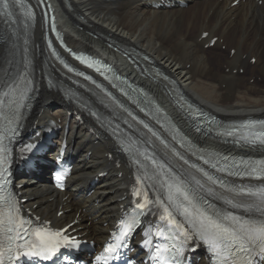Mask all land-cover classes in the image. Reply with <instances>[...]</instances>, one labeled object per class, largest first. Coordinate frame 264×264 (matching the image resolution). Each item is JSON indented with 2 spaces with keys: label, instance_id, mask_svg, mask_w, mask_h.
I'll list each match as a JSON object with an SVG mask.
<instances>
[{
  "label": "bare ground",
  "instance_id": "1",
  "mask_svg": "<svg viewBox=\"0 0 264 264\" xmlns=\"http://www.w3.org/2000/svg\"><path fill=\"white\" fill-rule=\"evenodd\" d=\"M52 1L57 13L68 21L65 31L71 45L112 61L122 74L147 89L167 117L196 145L230 155L245 149L198 136L179 105L181 98H187L230 123L264 120V0L261 6L256 0H245L237 7H230L231 0H200L184 9L155 11L149 7L155 0ZM35 32L39 98L31 120L33 125L37 121L68 124L76 163L66 192L53 190L45 174L39 177L38 185L28 183L20 191L29 199L27 207L37 206L35 213L49 220L55 219L67 197V214L57 220L58 224L65 226L80 213L81 220L91 222L84 227L87 235L100 245L128 202L131 172L125 165L117 168L110 160V154L117 155L113 151L116 141L109 138L106 125L88 118L84 123L78 121L74 101L50 87L47 69L52 68L63 81L66 77L49 62L45 31L39 26ZM204 32L210 37L201 43ZM217 37V45L205 49L210 39ZM2 49L0 46V58ZM233 49L236 52L231 55ZM252 58H257L255 65ZM163 74L171 79L172 86ZM256 78L261 82L251 83ZM89 151L93 152L90 157ZM101 172H108V176L93 187L92 181ZM23 180L24 176L21 183Z\"/></svg>",
  "mask_w": 264,
  "mask_h": 264
},
{
  "label": "snow or ice",
  "instance_id": "2",
  "mask_svg": "<svg viewBox=\"0 0 264 264\" xmlns=\"http://www.w3.org/2000/svg\"><path fill=\"white\" fill-rule=\"evenodd\" d=\"M7 95V94H5ZM147 127V125H145ZM10 150L3 145L0 138V176L4 175V165L7 163V153ZM182 158V157H181ZM155 163V161H153ZM256 164H264V161H257ZM163 168V165H160ZM213 167H215L213 165ZM171 172V170H168ZM202 171V170H201ZM257 171L253 168L247 175H253ZM264 171V169H261ZM205 176L212 180L211 176L205 172ZM241 175V173H236ZM64 177L58 176V180ZM172 182L166 183L168 189V201L173 204L180 215L184 217L187 225L178 222L169 207L163 205L165 215L161 216L173 229V234L168 239L178 240L181 236L187 240L193 235L200 241L208 245L209 250L214 253L219 264H252L253 255L264 258V221H249L228 213L223 219L208 214L197 202L199 197L196 192H190L184 187V182L177 176L171 177ZM215 182V181H214ZM7 183V182H5ZM199 185V181L196 182ZM223 186V185H222ZM202 187V186H201ZM229 191H234L229 189ZM244 190L241 189V192ZM0 264H15L20 257H42L45 260L51 259L62 244H71L70 238L64 233L66 229L53 231L45 222L34 225L31 220H27L20 215L15 196L11 192H6L3 184H0ZM138 194V193H137ZM251 195H259L261 205L258 210L264 211V190ZM232 204V201H227ZM150 203L145 196L144 202L137 204L138 209H145ZM204 203H208L204 201ZM233 207H241L240 204H233ZM136 216L129 218L121 228V234L116 237L117 244L109 245L106 252L114 253L120 246L119 241L134 228L139 220ZM39 218H37L38 220ZM224 221H231V224ZM157 235H163L158 232ZM169 249H156L157 259H164L163 252ZM101 259H104L102 256Z\"/></svg>",
  "mask_w": 264,
  "mask_h": 264
},
{
  "label": "rangeland",
  "instance_id": "3",
  "mask_svg": "<svg viewBox=\"0 0 264 264\" xmlns=\"http://www.w3.org/2000/svg\"><path fill=\"white\" fill-rule=\"evenodd\" d=\"M2 50H3V49H2ZM222 50H225V49L223 48ZM212 54H213V53H212ZM212 54H211V55H212ZM188 67H189V66H188ZM254 80H256V81L259 82V83L261 82V78H260V79H259V78H258V79L256 78V79H253V80L251 81V83H253Z\"/></svg>",
  "mask_w": 264,
  "mask_h": 264
}]
</instances>
